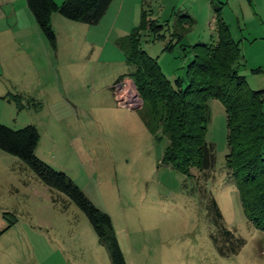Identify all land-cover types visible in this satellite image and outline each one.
I'll list each match as a JSON object with an SVG mask.
<instances>
[{
	"label": "rangeland",
	"instance_id": "rangeland-1",
	"mask_svg": "<svg viewBox=\"0 0 264 264\" xmlns=\"http://www.w3.org/2000/svg\"><path fill=\"white\" fill-rule=\"evenodd\" d=\"M54 1L59 5L62 0ZM1 3L0 124L12 130L35 127V157L64 173L109 216L125 264H264V232L245 217L225 167L222 104L207 102L213 171L207 178L185 177L162 163L168 142L159 127H146L137 110L141 100L128 78L132 68L116 46L145 13L146 21L165 25V37L143 29L140 47L170 82L185 84L192 58L188 47L216 40L214 9L220 7L232 39L239 42L236 70L250 90H262L264 0H129L113 32L105 23L88 26L54 13L55 50L21 11L16 20L5 0ZM13 5L24 7L32 20L25 0H13ZM183 14L193 23L181 43L167 51L173 24ZM108 16L110 24L114 12ZM22 26L29 30L17 33ZM122 82L127 86L121 98ZM7 95L20 96L23 107ZM132 97L134 108L123 105ZM222 227L243 240L234 255H220L213 242L212 236L222 241ZM0 264H111L85 214L65 194L45 186L23 161L1 150Z\"/></svg>",
	"mask_w": 264,
	"mask_h": 264
},
{
	"label": "trees",
	"instance_id": "trees-1",
	"mask_svg": "<svg viewBox=\"0 0 264 264\" xmlns=\"http://www.w3.org/2000/svg\"><path fill=\"white\" fill-rule=\"evenodd\" d=\"M112 1L62 0L57 5L54 0H25V3L39 31L55 50L52 14L96 26ZM220 10V7L214 9L216 40L197 42L188 47L192 58L187 65L185 84L179 79L170 82L156 59L140 47V31L143 29L155 38L165 37V25L154 20L146 21L145 13H142L140 25L127 36L119 38L116 46L123 53L126 64L132 68L128 78L141 100L142 104L137 110L143 112L146 127L149 131L159 127L161 138H166L168 142L162 163L185 177L192 178L198 174L207 178L213 171L214 146L206 140L207 102L215 99L222 104L227 131V174L236 187L245 217L264 232V89L250 90L245 77L236 70L241 59L239 42L232 39ZM177 19L164 48L167 51L181 43L193 23L186 14ZM5 98L19 109L23 107L20 96L7 95ZM38 140V132L33 126L12 130L0 124V150L28 165L45 186L65 194L85 214L99 243L106 246L111 264H125L109 216L96 209L64 173L53 170L35 157ZM211 202L220 218L215 202ZM221 234L219 244L212 236L219 254H236L243 240L224 227Z\"/></svg>",
	"mask_w": 264,
	"mask_h": 264
},
{
	"label": "crops",
	"instance_id": "crops-1",
	"mask_svg": "<svg viewBox=\"0 0 264 264\" xmlns=\"http://www.w3.org/2000/svg\"><path fill=\"white\" fill-rule=\"evenodd\" d=\"M4 1V0H3ZM129 0H113L112 3L110 4V6L108 7L106 13L104 14V16L102 17V19L100 20V22L97 24L99 25L100 23H105L104 25H106L109 29L108 31L110 32H113V29L120 17V15L122 14V11H123V8L125 6V3L128 2ZM6 4H8L9 6V11L11 13V15L16 19L18 20L19 19V12L21 11L22 12V15L25 16L27 18V22H30L31 23V28L34 27V25H36L35 21H34V18L32 16V20L29 18V14L27 13L26 9L24 7H22L21 9H16L13 5V0H5ZM0 3H1V0H0ZM2 4V3H1ZM111 11V12H109ZM114 12V19L112 20V22L109 24V17L111 16H108V15H112ZM110 13V14H108ZM53 16V15H52ZM51 16V18H52ZM108 17L106 22L104 19H106L105 17ZM125 19V17H123ZM96 25V26H97ZM37 27V25H36ZM105 27V26H104ZM38 28V27H37ZM27 30H29L28 28L26 27H21L17 30V33H25L27 32ZM122 38V37H121ZM119 39V38H118ZM117 39V40H118ZM116 40V41H117ZM4 72L3 70V62L0 60V74H2ZM1 76V75H0Z\"/></svg>",
	"mask_w": 264,
	"mask_h": 264
},
{
	"label": "built area",
	"instance_id": "built-area-1",
	"mask_svg": "<svg viewBox=\"0 0 264 264\" xmlns=\"http://www.w3.org/2000/svg\"><path fill=\"white\" fill-rule=\"evenodd\" d=\"M126 86H127V83H125V82L122 85H118V90L120 91L121 98L124 96L126 97V92L124 90L126 88ZM135 99H136V97H132L131 100H129V99H126L125 101L123 100V103H124L123 105H125L129 108H134L135 106H133L132 102H130V101H132V100L134 101ZM120 101H122V100H120Z\"/></svg>",
	"mask_w": 264,
	"mask_h": 264
}]
</instances>
